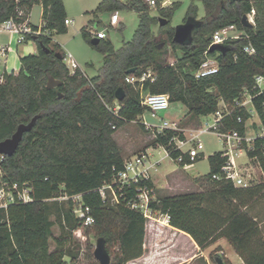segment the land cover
I'll use <instances>...</instances> for the list:
<instances>
[{"label":"trees","instance_id":"16d2710c","mask_svg":"<svg viewBox=\"0 0 264 264\" xmlns=\"http://www.w3.org/2000/svg\"><path fill=\"white\" fill-rule=\"evenodd\" d=\"M163 1L156 0L159 13L168 19L159 28V35H167L163 42L153 29L160 24L159 17L152 14L147 0L99 2L94 14L133 9L140 13V23L133 38L118 49L105 38L94 44L95 37L87 27L82 29L84 37L104 54L100 73L90 78L80 67L74 73L70 71L66 52L54 41V33L68 31L64 0H0V23L10 18L23 21L37 3L44 8L43 33L28 34V39L37 42L38 51L22 57L21 68L5 72L0 82V142L11 137L19 124L29 123L39 115L15 153L0 155V185H26L33 198L13 202L6 211L0 208V264H75L80 250L69 245L74 231L81 226L86 227L87 234L105 240L110 264H128L144 255L149 218L127 204L135 194V186L119 191L118 202L112 201L110 189H106V198L100 192L104 185L114 184L125 166L126 158L115 133L137 120L146 109L141 104L140 83L127 82V76H140L151 69L155 79L146 80L143 91L168 93L171 103L181 102L188 107L185 119L189 121L215 113L220 100L231 104L248 91L264 125V92L258 93L255 88V76L264 75V0H200L205 8L203 17H199L193 0L184 21L194 19L196 26L192 39L184 44L174 41L176 28L171 25L177 3L162 7ZM253 9L255 24L245 26L242 17ZM230 24H236L249 37L226 41L229 49L225 54L211 51L220 62L219 70L196 77L213 33ZM249 43L256 48L255 54L244 50ZM169 46L176 57L173 64L165 61ZM131 68H136L135 72L129 73ZM51 76L62 83L48 87ZM119 87L125 89L126 96L117 102ZM116 104L120 105L117 113L113 111ZM238 115L243 122L237 121ZM250 118L246 109L236 107L223 119L221 129L235 128L245 135ZM141 127L150 131L142 124ZM177 136L184 138L185 133L167 128L157 132L151 143L170 150L174 159L182 154V165L203 157L201 153L192 158L175 149L172 140ZM247 154L260 165L264 177V137L256 138ZM208 160L205 190L156 195L151 208L154 213L168 215L169 223L187 232L203 250L226 238L245 264H264V231L247 210L254 201L264 198V179L247 187L236 186L232 180L213 177L222 175L227 162L224 151H215ZM148 183L155 188L153 180ZM80 193L95 219L88 226L76 217L71 199H58ZM56 224L61 235H54ZM52 240L55 249H51ZM92 248L89 243L88 249Z\"/></svg>","mask_w":264,"mask_h":264},{"label":"rangeland","instance_id":"374dc122","mask_svg":"<svg viewBox=\"0 0 264 264\" xmlns=\"http://www.w3.org/2000/svg\"><path fill=\"white\" fill-rule=\"evenodd\" d=\"M100 1L101 0H64L67 16L69 19L73 20V22L68 25L67 32L54 33V41L58 42L67 54L72 53L79 67L90 78L97 76L100 73L103 66L104 54L84 37L82 29H86L87 27V29H92L93 31H104L106 33L105 39L110 40L115 48L118 49L125 41H130L133 38L140 23V13L137 10L123 9L119 10L121 22L116 25H111L112 13L97 12V14H94ZM174 2L177 3V6L174 10L171 25L176 28L178 25L185 22L184 19L193 0H168L165 6L163 3H161V6L168 7ZM195 4L198 6L199 17H203L205 15V8L202 1L195 0ZM152 14L158 17L161 16L156 6L152 8ZM32 20L37 24L42 22L41 4H36L34 6ZM159 28L160 24L154 25L153 29L156 34L159 33ZM158 39L163 42L167 39V35L158 34ZM27 44L37 45V42L30 39L21 45ZM179 53H181L180 50ZM4 59V56L0 57V70L4 68ZM165 61L170 64H173L176 61L175 53L171 46L168 48V54L165 55ZM66 62H68V59H66ZM3 72L4 71L2 70L0 74H3ZM178 105L179 106L177 107L180 109H170L167 112L161 113V116L169 122H178L180 128L186 127L187 129L184 131L186 137L190 136L191 128L207 127L214 121V116L210 114L200 117L201 126L195 125L194 123H191V121L188 122V120L180 124L179 122H181L184 117L182 109H185V107L180 106V104ZM148 118L151 119L150 116H148ZM151 120L158 122V119ZM247 124L249 135H255V132H257L262 125L258 115L249 119ZM151 132L152 131H145L141 127V123L136 120L122 126L114 136L120 144L125 158L144 152L143 150L146 149V145H149L148 151L150 152V160L158 163L157 170H152V180H156L157 186L162 188H157L158 192H156V195L163 194V192L172 193V191H168L167 175L172 179L174 176L177 177L183 182L181 183L182 188L188 185L185 187V190H190L195 184L191 183L194 181V178L209 173L210 165L208 156L215 151L225 150V144L220 137L212 131L205 132L201 136L204 145L201 153L204 156L196 161L193 166L186 168L178 161V159L167 156L163 146H154L151 143L154 138V135ZM243 158L246 159L247 157L244 156ZM259 166L256 163L253 164V166L249 164L250 172L255 178L254 182L256 183L264 179ZM248 172L249 171H247V173ZM52 202L54 201H50V203ZM154 216L161 218L162 215L155 213ZM52 217L54 218V216ZM53 230L55 236L61 235L59 225L56 224ZM151 236L152 231L150 227L145 258L129 264H218L216 260L217 256H221L226 264L244 263L235 252L233 246L225 238L219 239V241L217 240L218 242L216 241L209 245L198 255H194V253L197 252L194 243L192 239L185 234L174 232L169 233L168 231L161 229L159 231V239H151ZM70 240L69 246L73 249L79 248L80 250V255L75 261V264H100V261L94 255L97 237L93 234H87L85 226L76 229ZM87 243H91L93 248L88 249ZM55 246L56 243L52 240L51 249H55Z\"/></svg>","mask_w":264,"mask_h":264},{"label":"built area","instance_id":"2783aa9c","mask_svg":"<svg viewBox=\"0 0 264 264\" xmlns=\"http://www.w3.org/2000/svg\"><path fill=\"white\" fill-rule=\"evenodd\" d=\"M150 5L155 7L157 5L156 0H147ZM168 0L163 1L164 6L167 4ZM162 4V5H163ZM162 6V7H164ZM20 15H24L23 11H20ZM255 9L248 13L250 21L255 24ZM66 24H70L73 20L67 18L65 20ZM121 22L119 10L114 11L111 14V25H116ZM2 29L16 33L18 35V42L23 43L28 39V34L40 35L43 33L41 26L37 29H34L30 25V17H25L21 22H18L14 18H10L2 23H0ZM89 32L94 37L105 38L106 33L104 31H93L88 29ZM242 36L249 37V35L244 30H239L236 24L227 25L221 29L216 30L212 35V41L206 51L204 52V57L199 69L196 71V77L200 78L217 72L220 68V62L216 55L211 54V46L215 43H225L231 39H238ZM10 50L9 45L0 46V54L7 55ZM244 50L248 54H255L257 52L256 48L251 44L244 46ZM68 59V62H66ZM65 62L72 73L75 72L76 68L79 67L76 59L72 53L65 54ZM4 73L0 74V82L4 81ZM150 79L153 81L155 76L151 69L144 71L142 75H129L126 77V81L129 83L139 82L141 86V104L146 108L145 111L140 114L137 118L142 125L145 126L147 130L152 131L153 135L157 132H162L167 128L181 129L178 126L177 122H169L165 120L161 113L167 112L170 107V96L168 93H153L143 91V83ZM255 88L258 89V93L264 92V75L258 74L255 76ZM117 102H119L117 100ZM236 107L246 109L250 114L251 118L255 115H258L256 108L253 103V95L244 91L240 97H237L233 103H225L223 108H219L214 113V121L207 127L191 128L190 136L181 138L179 136L174 137L172 142L175 149L181 151V153H188L192 158L197 157L201 154V150L204 148L201 136L205 132L212 131L225 144L224 156L227 157V162L222 168L221 174H214V178H226L232 180L236 186L247 187L253 184V178L250 174L244 172L240 165L238 164L237 157L242 154H247V148H252L253 142L258 137H264V125L259 127L258 131L255 132V135H249L248 129L245 135H242L238 129L227 128L221 129L223 125V119L227 115H231ZM120 108L119 104L113 108L115 113L118 112ZM151 119H158V122H155ZM259 116V115H258ZM136 121V120H135ZM238 122H243V117L241 115L237 116ZM261 121V120H260ZM253 126V124H252ZM255 130V129H254ZM184 132V131H183ZM185 133V132H184ZM244 143H247V147L244 146ZM164 147V146H163ZM165 148V147H164ZM165 154L171 156V151L165 148ZM248 155V154H247ZM183 155L181 154L178 157V161H182ZM152 164L150 162V155L147 152H141L135 154L132 157L125 159V166L122 171H120L115 179L114 184H107L100 188V192L104 198H106V189H110L112 193V201L118 202V192L123 191L126 188H131L135 186L136 191L127 204L137 210L142 212L146 217L153 218L154 210L150 206V202L155 200L156 192L155 188L152 187L148 181L152 180ZM31 188L26 185L20 186L18 183L10 185L8 183H3L0 185V208L5 211L8 209L9 205L16 201H31ZM59 200H69L71 199L74 203L73 212L76 217L80 218L83 225H91L94 223L95 219L92 215V209L83 201V195L74 194V195H64L58 198ZM169 219V216L167 215ZM245 264V263H243Z\"/></svg>","mask_w":264,"mask_h":264},{"label":"crops","instance_id":"0c3cea01","mask_svg":"<svg viewBox=\"0 0 264 264\" xmlns=\"http://www.w3.org/2000/svg\"><path fill=\"white\" fill-rule=\"evenodd\" d=\"M37 4H39V3H37ZM34 6H33V8H34ZM33 8H32L31 13H30V23H32L34 25L41 26L42 22L37 24V23H35L32 20ZM43 11H44V8H43V5H42V16H43ZM42 21H43V17H42ZM29 40L30 39H27V40H25V42H27ZM23 43H19L18 42V35L16 33L4 30L0 26V46L1 45H9L10 44V50H9L8 54L7 55H1L0 54V57L4 56V58H5L4 59V63H5L4 68L1 69L0 72L2 70L4 71L3 73L11 72L13 70H19L21 68V64H22L21 63V58L26 56V55H28V54H32V53H36L37 52V45H32V44L21 45ZM178 104H180V106L185 107V109H182V113L184 112V117H183L182 121L179 122L181 124V123L186 122L188 120V119H185V116L188 113V107L186 105H184L183 103H181V102H175V103H171L170 104V107H169L168 110L173 109V108L174 109H180L179 107H177V106H179ZM224 104H225V102L223 100H220V107L219 108H223ZM212 115L215 116L214 113ZM188 122H189V120H188ZM191 123H194L195 125H198V126L200 125L201 126L200 117L192 120ZM182 129H183V131H186L187 128L186 127H182ZM145 148L146 149L143 150V151L147 152L150 155V152L148 151L149 145H146ZM244 156H246L247 158L244 159L243 158ZM237 161H238V164L240 165L241 169L244 172L247 173V171H249L247 174H250L252 176L253 184L256 183V182H254L255 178L253 177L252 173L250 172L249 164L251 166H253V164H255V163L258 164V163L255 162L253 159H251L245 153L240 155V156H238L237 157ZM150 162L153 165L152 166V170H154V169L157 170V164L158 163L153 162L151 160H150ZM194 163H196V161L192 162V163L191 162L190 163H186L183 166H185L186 168H189L190 166H193ZM209 165H210V163H209ZM258 166H259V164H258ZM260 170L262 172L261 167H260ZM205 175H207V174H205ZM205 175H202V176L194 178V181H192V182L189 181L191 183H195L190 190L189 189L185 190V187H187L188 185L185 186L184 188H182L181 183H183V182L180 179H178L177 177L174 176L173 179H172V178H169V176L167 175L166 177H167V182H168V191H172V193L170 194V192L169 193L163 192V194H158V196L173 195V194H178V193H182V192L203 191V190H205L207 188V185H208V182L204 179ZM262 177H263V172H262ZM154 181H153V183H154L156 192H158L157 188H159V187L157 186L156 180H154ZM155 183H156V185H155ZM159 189H162V188H159ZM174 191H176V192H174ZM247 210L259 220L260 225H261V227H262V229L264 231V198H259L256 201H254L251 205H249ZM161 215H162L161 218L153 217V218H149L148 221H147L145 243H144L145 249L147 248V239L149 237V228L151 227V231H152L151 239H159V231L161 229H164V230L168 231L169 233H173L174 232V233L185 234L190 239H192V241L194 243V246H195V250L197 251V252L194 253V255H198L200 252L203 251V249H201L198 246V244L195 242V240L187 232H184L182 230H179V229L173 227L169 223V219L167 218V215H165V214H161ZM220 239H222V238H220ZM146 253L147 252L145 251L143 256L128 262V264L131 263V262H135L136 260H141V259L145 258ZM239 258L243 261V259L240 256H239Z\"/></svg>","mask_w":264,"mask_h":264},{"label":"water","instance_id":"95a60500","mask_svg":"<svg viewBox=\"0 0 264 264\" xmlns=\"http://www.w3.org/2000/svg\"><path fill=\"white\" fill-rule=\"evenodd\" d=\"M242 22L245 26H253L254 24L250 21L248 14H244L242 17ZM159 23L161 26H164L168 23V19L159 16ZM196 26V20L188 18L183 24L178 25L174 33V41L184 44L192 39V32ZM100 38L95 37L92 39V42L95 44L99 42ZM228 45L224 43H215L211 46L210 50L220 51L225 54L228 51ZM49 52L50 49L47 48ZM136 68H131L128 70L129 73L135 72ZM62 81L54 77H50L48 80V87H55L61 84ZM126 96V91L123 87H119L116 91V98L118 101H122ZM39 115H36L32 118L29 123L19 124L17 130L13 133L11 137L6 138L0 142V155H12L17 150L21 140L23 139L24 133L31 130L34 127V124ZM95 257L100 261V264H110L111 256L107 250L105 240L103 238L97 239V244L94 250ZM218 264H226L224 259L221 256L216 257Z\"/></svg>","mask_w":264,"mask_h":264}]
</instances>
